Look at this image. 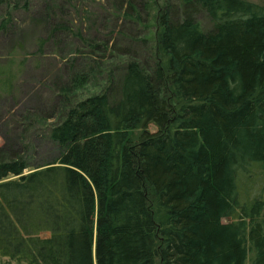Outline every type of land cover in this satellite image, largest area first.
<instances>
[{
	"label": "trees",
	"instance_id": "16d2710c",
	"mask_svg": "<svg viewBox=\"0 0 264 264\" xmlns=\"http://www.w3.org/2000/svg\"><path fill=\"white\" fill-rule=\"evenodd\" d=\"M30 1L0 0V33ZM161 1H114L132 37L87 39L61 0L36 13L85 69L59 90L58 158L0 157V264H264V6Z\"/></svg>",
	"mask_w": 264,
	"mask_h": 264
},
{
	"label": "rangeland",
	"instance_id": "374dc122",
	"mask_svg": "<svg viewBox=\"0 0 264 264\" xmlns=\"http://www.w3.org/2000/svg\"><path fill=\"white\" fill-rule=\"evenodd\" d=\"M44 1H30L32 9L16 15L13 28L0 33V66L6 65L11 58H16L17 64L22 60L25 63L22 67H13L18 75L13 92L9 95L0 91V157L28 154L31 169L50 164L58 158L59 148L48 139V131L61 119L59 90L68 84L74 73L85 69V60L77 53L82 43L66 34L52 36L53 22L36 16L44 10ZM114 1L61 0L64 8L61 18L66 26L82 30L87 39L95 35L100 38L111 34L116 36L118 31L131 37L138 34L137 28L112 18ZM174 1L176 11L177 0ZM249 1L264 6V0ZM156 2L160 6L162 1ZM3 11L0 7V18ZM197 19L205 28L209 27L203 15ZM41 39H47V42L40 49ZM113 43L116 41L112 39ZM138 52L144 59L143 51ZM150 131L154 132L156 128L150 127Z\"/></svg>",
	"mask_w": 264,
	"mask_h": 264
}]
</instances>
